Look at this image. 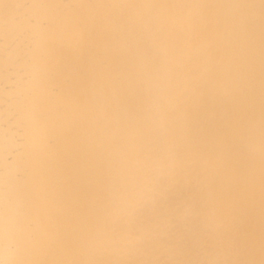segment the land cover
<instances>
[{
    "label": "bare ground",
    "instance_id": "obj_1",
    "mask_svg": "<svg viewBox=\"0 0 264 264\" xmlns=\"http://www.w3.org/2000/svg\"><path fill=\"white\" fill-rule=\"evenodd\" d=\"M0 264H264V0H0Z\"/></svg>",
    "mask_w": 264,
    "mask_h": 264
}]
</instances>
